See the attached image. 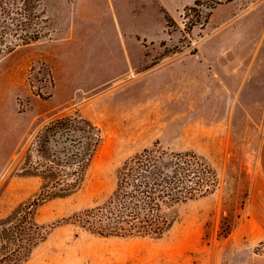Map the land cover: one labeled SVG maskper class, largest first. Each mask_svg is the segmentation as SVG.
Returning a JSON list of instances; mask_svg holds the SVG:
<instances>
[{
  "label": "rangeland",
  "instance_id": "rangeland-1",
  "mask_svg": "<svg viewBox=\"0 0 264 264\" xmlns=\"http://www.w3.org/2000/svg\"><path fill=\"white\" fill-rule=\"evenodd\" d=\"M41 2L47 24L35 26L40 38L0 55V218L38 192L37 178L19 175L17 158L33 132L57 114L77 112L100 127L103 139L82 187L37 208L43 226L101 203L124 160L155 143L204 156L218 186L180 205L176 222L159 239L99 237L61 224L24 264H254L263 255L257 247L264 226L246 225L245 216L250 197L259 199L254 183L264 131L255 117L245 121L231 112L229 97L219 94L225 74L215 69L219 58L264 57V45H255L261 31L249 45H201L197 53L200 35L225 26L217 14L191 36L205 27L211 1L203 0L184 10L178 23L167 17L163 33H151L143 19L138 42L125 37L122 45L115 19L79 16L72 0Z\"/></svg>",
  "mask_w": 264,
  "mask_h": 264
},
{
  "label": "trees",
  "instance_id": "trees-1",
  "mask_svg": "<svg viewBox=\"0 0 264 264\" xmlns=\"http://www.w3.org/2000/svg\"><path fill=\"white\" fill-rule=\"evenodd\" d=\"M202 1L194 0L193 6ZM208 1L211 9L230 0ZM37 24H47L40 0H0V55L37 41ZM102 139L98 125L73 112L51 116L24 143L17 158L19 175L37 178L40 185L33 198L0 218V264H24L51 228L61 224L99 237L159 239L176 222L180 205L217 189L216 171L204 156L155 143L124 160L116 170L115 188L101 203L50 227L39 224L36 210L42 203L82 187ZM257 250L264 254V242Z\"/></svg>",
  "mask_w": 264,
  "mask_h": 264
},
{
  "label": "crops",
  "instance_id": "crops-1",
  "mask_svg": "<svg viewBox=\"0 0 264 264\" xmlns=\"http://www.w3.org/2000/svg\"><path fill=\"white\" fill-rule=\"evenodd\" d=\"M72 1V8H76L79 16H108L115 19L122 45H127L125 37L136 38L137 41L143 19H147L145 25L151 33H163L167 28V17L175 19L178 23L184 10L194 5V0H86L83 5L76 3L77 0ZM217 14L220 16L219 26L225 24L224 30L208 32L203 37L200 35L195 41V45H199L197 53H200L201 45H249V39L259 31L262 41L255 45H264V0H230L217 4L210 9L205 27L193 29L191 36L197 37L199 30L202 32L206 26L212 24ZM155 17L161 20L157 23L149 20ZM216 60V67H220L219 70L215 69L216 74H225L224 79L220 76V96L229 97L231 112L243 114L245 121L253 120L254 117L260 120L264 131V57L246 61L233 58ZM242 65L262 67L245 71L237 69ZM257 166L259 175L254 183V191L259 193V199L256 201L254 195L250 197L246 207L245 224L264 226V134L258 147ZM254 264H264V254L257 256Z\"/></svg>",
  "mask_w": 264,
  "mask_h": 264
}]
</instances>
